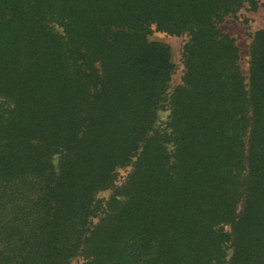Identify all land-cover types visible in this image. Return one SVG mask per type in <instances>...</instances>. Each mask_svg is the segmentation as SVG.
<instances>
[{
  "label": "trees",
  "instance_id": "1",
  "mask_svg": "<svg viewBox=\"0 0 264 264\" xmlns=\"http://www.w3.org/2000/svg\"><path fill=\"white\" fill-rule=\"evenodd\" d=\"M262 1L0 0V264H264Z\"/></svg>",
  "mask_w": 264,
  "mask_h": 264
},
{
  "label": "rangeland",
  "instance_id": "2",
  "mask_svg": "<svg viewBox=\"0 0 264 264\" xmlns=\"http://www.w3.org/2000/svg\"><path fill=\"white\" fill-rule=\"evenodd\" d=\"M219 28L223 33L235 41V44L239 50V65L242 73L246 77L248 72V48L251 43V38L256 31H264V1L261 2L255 11H251L248 8H242L235 15L227 16L219 25ZM148 40L162 43L169 48L174 65L170 87H175L180 83L182 76L181 53L182 47L187 41V38L185 36L167 35L152 28L150 34L148 35ZM166 116L167 112L165 110L159 111L156 123L158 128H162L164 126ZM128 170L129 169H119L116 171L117 184L122 182ZM110 194V191L99 193L96 197L97 201H106ZM229 254L230 252H228V256ZM80 263L81 259L75 258L70 264Z\"/></svg>",
  "mask_w": 264,
  "mask_h": 264
}]
</instances>
